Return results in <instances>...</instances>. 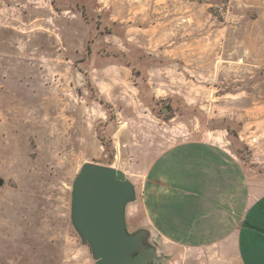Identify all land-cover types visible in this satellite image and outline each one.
I'll use <instances>...</instances> for the list:
<instances>
[{
	"label": "rangeland",
	"instance_id": "rangeland-1",
	"mask_svg": "<svg viewBox=\"0 0 264 264\" xmlns=\"http://www.w3.org/2000/svg\"><path fill=\"white\" fill-rule=\"evenodd\" d=\"M195 146L264 191V0H0V264H97L72 220L82 167L122 171L127 231H151ZM155 233L156 264H239L233 241Z\"/></svg>",
	"mask_w": 264,
	"mask_h": 264
},
{
	"label": "crops",
	"instance_id": "crops-1",
	"mask_svg": "<svg viewBox=\"0 0 264 264\" xmlns=\"http://www.w3.org/2000/svg\"><path fill=\"white\" fill-rule=\"evenodd\" d=\"M216 154L196 146L174 153L170 191L165 197L160 191L162 200L156 205L157 214L159 208L166 211L153 216V221L145 220L144 214V224L143 220L137 224L150 226L152 234L166 232L170 241L185 247L233 241L239 264H264V191L250 183L240 185L238 171L224 168L228 161ZM224 172L230 177L228 185Z\"/></svg>",
	"mask_w": 264,
	"mask_h": 264
},
{
	"label": "water",
	"instance_id": "water-1",
	"mask_svg": "<svg viewBox=\"0 0 264 264\" xmlns=\"http://www.w3.org/2000/svg\"><path fill=\"white\" fill-rule=\"evenodd\" d=\"M135 194L122 171L97 164L82 167L73 188L72 220L97 264H156L152 232L127 231L126 210Z\"/></svg>",
	"mask_w": 264,
	"mask_h": 264
}]
</instances>
